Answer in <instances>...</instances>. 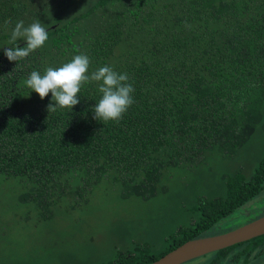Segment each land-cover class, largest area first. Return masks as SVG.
<instances>
[{"label": "trees", "instance_id": "obj_1", "mask_svg": "<svg viewBox=\"0 0 264 264\" xmlns=\"http://www.w3.org/2000/svg\"><path fill=\"white\" fill-rule=\"evenodd\" d=\"M20 20L39 21L48 40L10 62L4 49L14 47ZM80 53L90 58L89 74L106 65L128 74L135 102L119 123L93 119L102 95L95 82L70 112L48 113L51 93L41 100L26 87L33 70L43 75ZM261 136L264 0H0V181L14 179L19 203L36 205L37 219L51 218L64 197H74V209L86 204L104 180L118 183L123 198L152 200L172 171L228 161L213 173L215 186L174 191L169 210L179 223L159 248L138 240L102 264H150L187 241L228 232L234 214L264 211V146L236 161ZM263 255L264 235L192 264Z\"/></svg>", "mask_w": 264, "mask_h": 264}, {"label": "rangeland", "instance_id": "obj_2", "mask_svg": "<svg viewBox=\"0 0 264 264\" xmlns=\"http://www.w3.org/2000/svg\"><path fill=\"white\" fill-rule=\"evenodd\" d=\"M264 146V137L250 141L236 161L254 159ZM210 163V162H209ZM228 168V161L217 160L191 171H172L161 180L165 192L152 200L123 198L119 184L102 181L89 194L87 202L73 208L74 197H64L49 219H37V206L21 201L22 189L12 186L14 179L0 181V264H102L111 260L117 249L131 250L138 240L160 247L163 233L179 223L170 212L174 191L188 186L204 189L215 186L213 173ZM188 190V189H186ZM178 193V192H177ZM264 208V204H260ZM232 215L225 228H239L264 211ZM35 214V216H34ZM162 215V217H161ZM162 218V227L156 224ZM153 225L155 227H153ZM200 261H195L198 264ZM204 263V262H203ZM182 264H192V260ZM225 264H235L233 260ZM264 264V255L245 263Z\"/></svg>", "mask_w": 264, "mask_h": 264}, {"label": "clouds", "instance_id": "obj_3", "mask_svg": "<svg viewBox=\"0 0 264 264\" xmlns=\"http://www.w3.org/2000/svg\"><path fill=\"white\" fill-rule=\"evenodd\" d=\"M20 40L24 41L23 47L18 46L17 41ZM47 40L48 31L39 21L25 26L24 21L20 20L12 29L8 41L14 47L5 48L4 55L10 62L22 61L43 47ZM90 63L87 54L74 55L70 62L60 67H47L43 75L33 70L25 80V85L41 100L51 93V100L54 103L47 105V112L50 113L58 109H68L70 112L73 106L80 102L78 94L81 88L90 82H95L102 95L92 108L93 119L104 124L119 123L135 102L132 95L134 87L128 82L129 76L127 73H118L107 65L89 74ZM255 254L254 252L253 255Z\"/></svg>", "mask_w": 264, "mask_h": 264}, {"label": "water", "instance_id": "obj_4", "mask_svg": "<svg viewBox=\"0 0 264 264\" xmlns=\"http://www.w3.org/2000/svg\"><path fill=\"white\" fill-rule=\"evenodd\" d=\"M264 235V216L234 230L187 241L150 264H182Z\"/></svg>", "mask_w": 264, "mask_h": 264}, {"label": "flooded vegetation", "instance_id": "obj_5", "mask_svg": "<svg viewBox=\"0 0 264 264\" xmlns=\"http://www.w3.org/2000/svg\"><path fill=\"white\" fill-rule=\"evenodd\" d=\"M199 258H201V257H199Z\"/></svg>", "mask_w": 264, "mask_h": 264}]
</instances>
